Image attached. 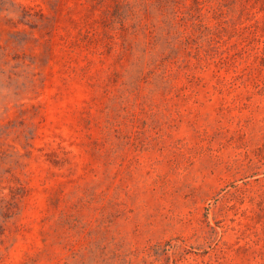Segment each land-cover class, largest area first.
Listing matches in <instances>:
<instances>
[{
    "label": "rangeland",
    "instance_id": "obj_1",
    "mask_svg": "<svg viewBox=\"0 0 264 264\" xmlns=\"http://www.w3.org/2000/svg\"><path fill=\"white\" fill-rule=\"evenodd\" d=\"M0 264H264V0H0Z\"/></svg>",
    "mask_w": 264,
    "mask_h": 264
}]
</instances>
